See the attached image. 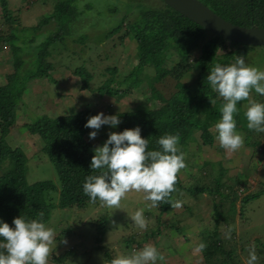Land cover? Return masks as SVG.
Segmentation results:
<instances>
[{"label": "rangeland", "instance_id": "374dc122", "mask_svg": "<svg viewBox=\"0 0 264 264\" xmlns=\"http://www.w3.org/2000/svg\"><path fill=\"white\" fill-rule=\"evenodd\" d=\"M56 1L58 0H8V8L17 14L18 23L14 24H20L22 27L17 32L19 39H15L14 43L22 46L23 58L27 60L29 68L33 65L35 46L55 28L54 22L45 24L37 30L31 26L36 25L41 17L50 13ZM143 3L158 5L160 2L148 0ZM73 5L77 16L70 23L68 35L63 41L53 43L50 49L51 55L48 60L53 67L49 75H42L36 81L27 83L22 95L23 103L16 111L15 126L6 135L7 143L22 148L29 158L26 179L30 183L51 180L58 186L59 180L53 164L44 154L38 152L40 139L37 135L28 133L23 126L24 122L32 121L43 114L53 117L73 113L85 107L95 109L96 114L103 112L111 115L114 111L131 109L135 102L153 104V100L168 98L174 93L178 89V83L191 84L198 72L196 62L192 61L193 65L178 79L169 75L159 79L154 67L144 66L138 71L141 83L136 88H128L126 96L119 98L114 95L109 99L99 95L96 88L109 77L106 72L108 66H116L121 74H125L137 64L136 41L132 37L120 41L117 38L118 34H107L125 14L131 10L136 11L137 7L127 4L126 0H74ZM3 28L7 31L8 25H4ZM0 45L2 83L4 69L12 67V55L8 44ZM198 53L197 48L193 56H198ZM27 54L29 55L26 59ZM174 59L175 55L171 54L162 64L166 67L171 66ZM245 60L264 69V45L249 48ZM78 66H85L93 74L89 89L82 90L78 76L73 74V70ZM52 79L55 82H52ZM251 97L256 100L261 98L254 91ZM242 104L246 105L247 102ZM117 129L118 126L116 128L102 126L96 138L92 139L93 143L96 146L102 145L109 132H117ZM210 130L214 134L213 142L203 144L198 138L199 147L196 143H191L187 150L192 154L189 152L186 154V168L178 174L185 186L195 185L199 182L189 178V174L193 172L194 177L200 176V168L197 169V165L201 161L211 160L215 163L213 167L217 169L216 162L221 160L224 168L221 182L227 187L225 193L235 191L239 194L234 221L228 225L222 221L215 224L214 202L220 199L206 192H181L178 197L173 198V204L180 201L182 206L171 207L164 213H159L156 206L153 207L150 201L144 200L145 193L135 191L129 192L121 200L118 209L109 208L103 203L88 204L84 208L55 207L46 222L54 229L56 242V247L49 256V264H55L51 259L52 254L57 255L64 251H68L65 264H107L106 251L112 259L116 255H127L129 252L126 250L125 239L128 235L138 234L141 230L130 218L139 209H143L147 222L146 230L141 231L151 234L157 227L160 228L158 236L146 239L147 243L140 242V245L151 244L163 255L167 256L165 253H168L167 258L173 260L170 263L164 261V264H245L249 246L252 244L256 247L258 264H264V250L261 251L264 249V166L262 167L264 150L256 149L252 144L253 139L259 134L252 133L249 137L250 143H247L244 132L238 130L244 137V143L238 151L228 153L220 148L214 125H211ZM195 134L198 136V133ZM261 140L264 141L263 135L260 136L259 141ZM202 181L203 177L201 183ZM255 192H259V195L240 205L242 195ZM51 196L55 201L57 192H53ZM224 200H226L224 205L229 206V199ZM101 218H105L104 235L100 242L101 246L97 247L93 235L95 225ZM158 218L160 225L156 221ZM171 224L174 227H170ZM214 228L224 237L221 248L212 255L205 254L208 250L197 252L195 249L200 242L206 245L213 243ZM230 229L231 237L228 238ZM139 234L137 238L141 237Z\"/></svg>", "mask_w": 264, "mask_h": 264}, {"label": "trees", "instance_id": "16d2710c", "mask_svg": "<svg viewBox=\"0 0 264 264\" xmlns=\"http://www.w3.org/2000/svg\"><path fill=\"white\" fill-rule=\"evenodd\" d=\"M126 1L127 4L136 5V11L131 10L125 14L107 34H118L117 38L120 41L126 37H132L137 44V64L125 74H121L116 66H108L106 72L109 77L96 88V91L99 95L109 99H112L114 95L122 98L126 96L128 88H136L141 83L138 71L144 66L154 67L159 79L167 75L178 79L193 65L192 61H195L198 72L191 84L178 83V89L174 93L168 98L153 100V104L135 102L131 109L112 112V114L120 115L121 123L118 125L117 132L140 126L142 137L149 138V150L159 147L156 142L160 136L166 133L178 134V146L185 154L187 161L186 154L188 152L192 154L187 150L191 143L194 142L199 147L198 138L203 144L213 142L214 134L210 127L221 118L220 108L224 101L212 91L207 75L213 65L218 62L231 63L238 55H243L245 58L248 49L253 45L232 42L213 34L162 0H159L158 5L143 3L148 0ZM200 1L213 12L234 24L264 27V0ZM73 2L74 0L56 1L51 12L41 17L36 25L31 26L37 30L45 24L54 22L55 28L35 46L33 65L29 68L27 60L23 58L22 46L14 43L15 39H19L18 29L22 28L20 24H14L18 23L17 14L8 8V0H0V44H8L12 55V67L4 69V81L0 83V219L8 222L10 226L13 219L19 215L39 219L41 218L40 213H43L42 219L46 223L51 210L55 207L84 208L88 204L102 203L99 200L95 203L91 202L82 189L88 175L98 174L90 169V161L94 155L92 150L96 147L92 139H89V132L92 129L84 127L87 119L96 115L95 109L85 107L73 113L53 117L43 114L32 121L23 123L28 133L37 135L40 139L41 145L38 152L44 154L55 167L59 180L58 186L51 180L28 182L26 171L29 158L22 148L13 147L6 141V135L15 126L16 111L23 103L22 95L27 88V83L32 80L36 81L42 75L48 76L53 67L51 61L48 60L51 55L50 49L53 43L63 41L69 33L70 23L77 16ZM6 24L8 25L7 31L3 28ZM197 48L198 56H193ZM171 54L175 55L174 63L166 67L163 64L166 57ZM73 74L78 76L82 90L90 88L93 74L85 66L76 67ZM52 82L55 80L52 79ZM257 101L264 102V96ZM238 107H240V112L235 116L237 129L244 132L246 142L250 143V135L256 132L247 128V120L244 116L246 108L243 109L240 104ZM195 133H198V136ZM258 134L259 136L253 139L252 144L254 148L264 150V141H259L261 135L264 137V133ZM106 139L107 137L104 141ZM214 164L211 160H203L197 165V169L200 168V176L194 177L193 172L189 174V178L199 182L195 185L185 186L178 174L176 191L166 198L169 202L156 206L159 213L168 212L172 207L173 198L178 197L181 192H206L220 199L214 202L215 224L222 221L228 225L234 221L237 210L236 200L239 194L235 191L225 193L227 187L224 182H221L224 170L222 161L216 162L217 169L213 167ZM201 177H203V183H201ZM53 192H57L55 201L51 196ZM258 195L259 192L242 195L240 205ZM224 199L230 200H228L229 206L224 205L226 202ZM104 219L101 218L94 228L93 240L97 243V247L101 246L100 242L104 235ZM156 221L160 225L159 218ZM172 226L174 227L171 224L170 227ZM159 232L160 228L157 227L151 234L144 232L143 235L152 237ZM137 236V233L128 235L125 239L126 246L134 244L138 247L140 239H137ZM212 236L215 240L207 245L205 250L208 251L205 254H215L224 241V237L219 235L216 228ZM263 250L262 248L261 251ZM67 252L52 254L53 263L65 264ZM105 258L107 264H110L112 257L107 251Z\"/></svg>", "mask_w": 264, "mask_h": 264}, {"label": "clouds", "instance_id": "9594fccd", "mask_svg": "<svg viewBox=\"0 0 264 264\" xmlns=\"http://www.w3.org/2000/svg\"><path fill=\"white\" fill-rule=\"evenodd\" d=\"M207 81L212 91L224 101L220 108L221 118L214 125L220 148L232 153L244 143L235 119L240 112L238 104L246 108L247 128L264 133V102L251 97L253 91L264 96V69L247 63L243 55H238L231 63L214 64ZM244 101H247L246 105L241 103ZM120 123L118 113L106 115L100 112L90 116L84 127L92 129L89 139H95L102 126L116 128ZM156 143L159 147L149 150V138L142 137L140 126L109 132L104 143L92 150L90 169L98 174L85 178L84 195L93 203L99 200L116 209L132 191L145 193L144 200L150 201L153 207L169 202L166 198L176 191L178 173L186 168V158L178 146V134L166 133ZM171 206L179 208L182 205L176 201ZM40 217L33 219L19 215L11 226L0 219V264H49V256L56 247L55 232L43 221V213ZM130 218L141 230H146L143 209ZM227 235L231 237V229ZM206 247V243L200 242L195 250L202 253ZM164 261L163 254L154 245L145 244L130 254L113 258L110 264H164ZM258 262L256 247L252 244L245 264Z\"/></svg>", "mask_w": 264, "mask_h": 264}, {"label": "water", "instance_id": "95a60500", "mask_svg": "<svg viewBox=\"0 0 264 264\" xmlns=\"http://www.w3.org/2000/svg\"><path fill=\"white\" fill-rule=\"evenodd\" d=\"M162 1L183 16L222 38L245 45H264V27L234 24L213 12L200 0Z\"/></svg>", "mask_w": 264, "mask_h": 264}, {"label": "crops", "instance_id": "0c3cea01", "mask_svg": "<svg viewBox=\"0 0 264 264\" xmlns=\"http://www.w3.org/2000/svg\"><path fill=\"white\" fill-rule=\"evenodd\" d=\"M140 233V234H139ZM160 233V232H159ZM138 234L139 235H141V237L139 236L137 239H140V242H146V239H149V238H155L154 236H152V237H147V236H145V235H143L144 234V232L143 231H138ZM156 236H158V234L156 235ZM145 237H147V238H145ZM143 238H145V240H142ZM147 243V242H146ZM126 246V245H125ZM143 246L142 245H140V243H139V246L138 247H136V246H134V244L133 245H131V246H126V250H128V254H130L133 250H136V249H140V248H142ZM121 254V253H120ZM167 256H165V255H163L164 257H166L165 259V262H172V260L173 259H170V258H167L168 257V253H165ZM126 255V254H125ZM118 255H116V257H117Z\"/></svg>", "mask_w": 264, "mask_h": 264}]
</instances>
